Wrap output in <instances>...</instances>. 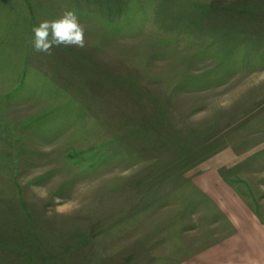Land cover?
<instances>
[{
  "label": "rangeland",
  "instance_id": "374dc122",
  "mask_svg": "<svg viewBox=\"0 0 264 264\" xmlns=\"http://www.w3.org/2000/svg\"><path fill=\"white\" fill-rule=\"evenodd\" d=\"M68 9L85 46L36 51ZM237 207L264 224V0H0V264H239Z\"/></svg>",
  "mask_w": 264,
  "mask_h": 264
},
{
  "label": "clouds",
  "instance_id": "9594fccd",
  "mask_svg": "<svg viewBox=\"0 0 264 264\" xmlns=\"http://www.w3.org/2000/svg\"><path fill=\"white\" fill-rule=\"evenodd\" d=\"M32 31V46L39 52L49 53L54 47L61 45L80 48L85 46V29L71 9L65 10L57 18L41 20L33 26Z\"/></svg>",
  "mask_w": 264,
  "mask_h": 264
},
{
  "label": "crops",
  "instance_id": "0c3cea01",
  "mask_svg": "<svg viewBox=\"0 0 264 264\" xmlns=\"http://www.w3.org/2000/svg\"><path fill=\"white\" fill-rule=\"evenodd\" d=\"M230 216L236 232L227 242L229 252H238L239 264H264V224L250 209L237 207Z\"/></svg>",
  "mask_w": 264,
  "mask_h": 264
}]
</instances>
